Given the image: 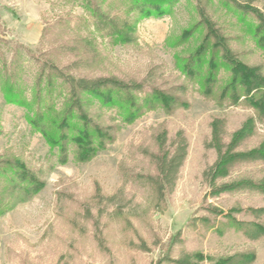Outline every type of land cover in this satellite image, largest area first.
<instances>
[{"label":"rangeland","instance_id":"obj_1","mask_svg":"<svg viewBox=\"0 0 264 264\" xmlns=\"http://www.w3.org/2000/svg\"><path fill=\"white\" fill-rule=\"evenodd\" d=\"M93 1L92 6L88 0H0V75L18 62L15 78L32 98L43 59L51 58L73 75L144 81L147 90L151 85L166 89L182 102L145 108L128 122L117 107L103 109L95 101L91 111L97 115L101 109L103 123L118 125L115 140L91 160L78 161L70 154L67 162L57 163L59 147L28 122L26 107L6 101L0 77V160L17 157L46 182L0 216V264H176L164 258L199 250L213 260L253 250V264H264V236L253 241L231 227L219 234L201 223L192 226L193 219L207 215L210 203L226 211L233 205L258 207L264 205V195L207 196L204 171L217 157L216 148L209 146L212 120L227 117L231 134L253 110L241 104L220 106L204 97L198 76L181 69L183 57L205 33L200 25L181 38L200 22V5L251 65L264 64V50L252 35L256 19L234 11L226 0H176L162 17H140L135 40L124 43L98 30L93 12L97 4L112 15L121 14L122 20L132 19L137 17L133 0ZM253 3L264 12V0ZM57 94L59 88L54 98L60 107L63 95ZM164 128L170 137L186 133L189 150L175 188L162 201L143 177L156 173L149 154L159 150L155 133ZM263 134L259 123L250 145ZM262 171L261 162L244 163L234 175L258 176ZM209 258L203 263L209 264Z\"/></svg>","mask_w":264,"mask_h":264},{"label":"trees","instance_id":"obj_2","mask_svg":"<svg viewBox=\"0 0 264 264\" xmlns=\"http://www.w3.org/2000/svg\"><path fill=\"white\" fill-rule=\"evenodd\" d=\"M175 1L133 0L132 7L137 17H125L124 20L121 14L112 15L95 4L93 15L98 30H107L124 43H131L136 38L135 25L140 17H162ZM254 1L226 0V3L243 16L251 15L256 19L252 25V35L257 46L264 50V12ZM88 3L94 5L93 0H88ZM200 8V22L184 30L181 38L187 39L200 25L205 33L198 47L183 57L182 71L190 77L198 76L204 97L214 99L220 106L225 103L233 106L241 104L253 110L231 134L227 131V117H215L212 120V141L209 146L216 148L217 157L204 171L209 188L207 196L243 191L264 195V171L258 176L247 173L234 175L236 168L244 163L264 164V134L257 143L250 145L257 134L258 124H264V64L251 65L243 60L240 52L230 44V36L207 14L202 5ZM18 67V62H13L12 68L6 66L0 75L5 99L9 103L26 107L29 114L31 112L27 115L28 122L43 134L51 146L59 147L57 163L67 162L70 154L78 161L91 160L99 150L106 149L115 140L118 125L114 122L103 123L100 119H103L105 113L100 108L97 115L91 111L90 107L95 101L103 109L117 107L119 115L125 114L124 118L128 122L145 108L159 105L171 108L182 102L177 95L166 89L151 85L150 90H147L144 81H125L113 76L73 75L67 71V67L57 65L51 58L43 59L32 98H27L21 82L15 78ZM224 69L227 73H221ZM57 88V95H63L60 107H57L54 98ZM155 134L159 150L152 151L149 156L156 164V173L143 178L148 179L158 199L163 201L177 184L188 155L189 141L182 130L177 131L173 137L165 128ZM45 185L40 172L29 168L21 159L1 158L0 216L18 198L29 199ZM205 208L207 215L193 219L192 226L201 223L206 229L213 228L219 234L231 227L253 241L264 236V205H233L226 211L210 203ZM237 214H248L249 218L240 219ZM255 256V251L247 250L245 253L213 260L199 250L184 252L177 258L169 255L164 260H172L176 264H204L203 261L209 258V264H253Z\"/></svg>","mask_w":264,"mask_h":264}]
</instances>
